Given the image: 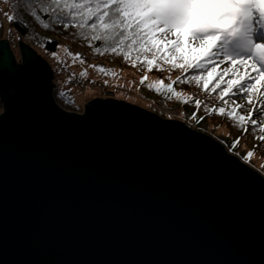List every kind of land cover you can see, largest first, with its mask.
I'll return each instance as SVG.
<instances>
[{"label": "water", "instance_id": "obj_1", "mask_svg": "<svg viewBox=\"0 0 264 264\" xmlns=\"http://www.w3.org/2000/svg\"><path fill=\"white\" fill-rule=\"evenodd\" d=\"M0 39V264H264V176L137 104L55 98Z\"/></svg>", "mask_w": 264, "mask_h": 264}, {"label": "snow or ice", "instance_id": "obj_2", "mask_svg": "<svg viewBox=\"0 0 264 264\" xmlns=\"http://www.w3.org/2000/svg\"><path fill=\"white\" fill-rule=\"evenodd\" d=\"M36 19V6L64 28L80 29V35L98 55L123 56L148 71L179 70L182 76L165 85L159 79L157 93L179 97L174 84L195 85L216 94L221 107L204 108L226 117L244 133H264V0H23ZM9 20L14 19L8 15ZM48 28L49 25H43ZM93 42H102L95 46ZM57 59L59 57L53 53ZM73 63H84L80 53ZM223 66V68H221ZM100 73L112 72L92 65ZM87 78V70L80 73ZM228 77L227 79H225ZM71 80V77L69 78ZM148 79L141 78V84ZM107 84V81L104 82ZM211 85V87H210ZM61 95H64L61 93ZM244 99L245 103H237ZM191 97L183 103L188 104ZM200 110L202 102L194 101ZM246 113V114H245ZM197 117L193 116V119ZM264 142V135L255 137ZM239 138L230 146L235 149ZM254 151L244 160L251 161Z\"/></svg>", "mask_w": 264, "mask_h": 264}, {"label": "rangeland", "instance_id": "obj_3", "mask_svg": "<svg viewBox=\"0 0 264 264\" xmlns=\"http://www.w3.org/2000/svg\"><path fill=\"white\" fill-rule=\"evenodd\" d=\"M8 15L12 16L11 8L7 0H0V35L2 38L9 40L10 45L16 55L17 60H20L19 40L25 41L19 37L11 25V20L7 18ZM26 42V41H25ZM72 49V48H70ZM66 44L61 43L58 50L53 52H46L44 49L39 48L37 52L41 54L50 64H65L71 70L58 73V80L60 81V89L68 90L70 93L80 101L82 106L81 110H70L83 112L85 104L95 97H106V92L100 91L97 87L102 83L108 90L113 91L112 97L126 100L128 102L137 104L148 110L158 113L163 118L178 119L183 121L186 125L195 130L207 133L219 141L228 153L237 157L241 162L258 171L264 176V142L254 139L249 142L248 136H244V132L232 121L226 117L212 114L205 111L204 108L211 109L217 107V103L205 102L202 92L193 88L184 89L181 84L173 85L177 92L181 93L179 97L173 96L171 93L161 92L157 93L155 87L149 88V85L155 86L156 82L160 79L158 76L149 72L139 73L138 67H133L130 64L123 62H108L106 60H84V63L76 61L73 63V53ZM74 50V49H72ZM56 53L59 59L53 55ZM103 66L116 73L112 72L107 74L100 73L93 67ZM223 67V66H222ZM87 70V78L80 76L81 72ZM147 75L148 79L141 84V78ZM71 77V80L69 79ZM174 75L165 81V85L172 82ZM89 81V83L87 82ZM107 81V84L104 82ZM192 98L188 104L183 103L185 99ZM199 99L202 102V108L197 110L194 101ZM244 99H237V103H245ZM60 104V103H59ZM223 105H220L221 107ZM246 114V113H245ZM193 116L197 117L193 119ZM259 135H264L260 133ZM239 138V144L235 149H231V145ZM248 151H254V156L251 161L244 160V155Z\"/></svg>", "mask_w": 264, "mask_h": 264}, {"label": "trees", "instance_id": "obj_4", "mask_svg": "<svg viewBox=\"0 0 264 264\" xmlns=\"http://www.w3.org/2000/svg\"><path fill=\"white\" fill-rule=\"evenodd\" d=\"M11 11L12 19L11 25L15 30V33L23 38L29 45L34 47L36 50L39 48L44 49L46 52L50 53L59 49L61 43L66 44V46L72 52L80 53L84 60H106L108 62H123L126 64H130L125 61L123 56H116L112 53H106L103 55H98L94 52L93 47L89 46V43L83 39L80 35V29L69 27L64 28L62 25L55 23L54 18L50 16L49 13H43L40 11L39 6H36V13L40 17V19H36V16L32 15V12L27 9L24 5L23 0H7ZM47 23L49 25L48 28H45L43 25ZM2 36L0 35V38ZM95 46H103L102 42H93ZM75 54V53H73ZM135 67H138L137 71L140 73L149 72L153 75L160 76V79L165 81L170 79V76L174 75L175 81L177 77L182 76V73L179 70H169L168 66L165 65V70L163 72L153 69L152 71H148L145 67H141L139 63ZM221 68H223L221 66ZM226 77L225 79H227ZM177 84H174V86ZM184 89L193 88L202 92V96L205 102L209 103H217V107H219L221 102L216 99V94H206L202 89L196 87L195 85L181 84ZM211 87V85H210ZM63 93L64 95H61ZM55 98L60 103L61 106L70 109V110H78L80 111L82 106L80 101L75 98L70 91L61 90L60 87L54 91ZM245 101V100H244ZM224 106V105H223ZM3 110L2 101L0 99V112ZM244 136H248L249 142H253L255 137L259 136V130L252 131L249 126V132L244 133Z\"/></svg>", "mask_w": 264, "mask_h": 264}, {"label": "built area", "instance_id": "obj_5", "mask_svg": "<svg viewBox=\"0 0 264 264\" xmlns=\"http://www.w3.org/2000/svg\"><path fill=\"white\" fill-rule=\"evenodd\" d=\"M51 65V67H52V69H53V71H54V78H53V82L55 83V87H56V89L57 88H59L60 87V81L58 80V73H60V72H63V71H69V70H71L70 69V67H68V66H66L65 64H50ZM69 69V70H68ZM88 83H89V81H87ZM98 88H99V90L101 91H104V92H106V97H112V93H113V91H111V90H108L106 87H105V85L104 84H102V83H100V84H98V86H97Z\"/></svg>", "mask_w": 264, "mask_h": 264}, {"label": "bare ground", "instance_id": "obj_6", "mask_svg": "<svg viewBox=\"0 0 264 264\" xmlns=\"http://www.w3.org/2000/svg\"><path fill=\"white\" fill-rule=\"evenodd\" d=\"M27 43V42H26Z\"/></svg>", "mask_w": 264, "mask_h": 264}]
</instances>
